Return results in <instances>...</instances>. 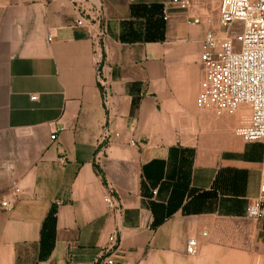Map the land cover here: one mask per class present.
Listing matches in <instances>:
<instances>
[{
	"label": "crops",
	"instance_id": "obj_1",
	"mask_svg": "<svg viewBox=\"0 0 264 264\" xmlns=\"http://www.w3.org/2000/svg\"><path fill=\"white\" fill-rule=\"evenodd\" d=\"M167 1L78 25L71 0H0V264H95L113 234L114 264H264V144L236 134L249 108L200 107L208 26Z\"/></svg>",
	"mask_w": 264,
	"mask_h": 264
},
{
	"label": "built area",
	"instance_id": "obj_2",
	"mask_svg": "<svg viewBox=\"0 0 264 264\" xmlns=\"http://www.w3.org/2000/svg\"><path fill=\"white\" fill-rule=\"evenodd\" d=\"M71 1L79 16L78 25L94 24L102 20L105 0ZM173 8L188 12L191 8L190 0L165 2V20L169 19ZM187 17L192 25L208 26L201 54L204 78L199 92L200 107L212 111L218 117L235 115L243 107H249L250 122L237 127L236 134L248 142L264 143V0H219L216 25L212 24L213 18L210 15L195 12ZM100 39L98 33V46ZM37 97L32 96V99ZM57 133L58 130L53 132V140L57 138ZM15 193L12 192V195ZM103 199L109 212L116 213L120 220L121 203L115 193L110 189ZM13 204V198H0V209L9 208ZM247 212L253 220L264 219V169L260 195L251 201ZM109 239L112 245L105 249L95 264H114L112 251L117 235L113 234ZM187 251L191 255L198 254L197 238L188 240Z\"/></svg>",
	"mask_w": 264,
	"mask_h": 264
},
{
	"label": "rangeland",
	"instance_id": "obj_3",
	"mask_svg": "<svg viewBox=\"0 0 264 264\" xmlns=\"http://www.w3.org/2000/svg\"><path fill=\"white\" fill-rule=\"evenodd\" d=\"M191 8L189 11L210 15L213 18V25L217 24L219 0H190ZM249 108V107H248ZM250 146L258 151L264 144L262 141H251ZM250 146H248L250 148Z\"/></svg>",
	"mask_w": 264,
	"mask_h": 264
},
{
	"label": "trees",
	"instance_id": "obj_4",
	"mask_svg": "<svg viewBox=\"0 0 264 264\" xmlns=\"http://www.w3.org/2000/svg\"><path fill=\"white\" fill-rule=\"evenodd\" d=\"M50 219H51V217H50ZM49 219V220H50ZM49 220L46 222V224H45V228H47V226L49 225Z\"/></svg>",
	"mask_w": 264,
	"mask_h": 264
}]
</instances>
